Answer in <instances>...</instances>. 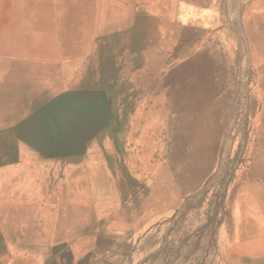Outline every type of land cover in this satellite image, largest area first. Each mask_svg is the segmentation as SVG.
Instances as JSON below:
<instances>
[{
    "label": "rangeland",
    "instance_id": "1",
    "mask_svg": "<svg viewBox=\"0 0 264 264\" xmlns=\"http://www.w3.org/2000/svg\"><path fill=\"white\" fill-rule=\"evenodd\" d=\"M195 1L0 0V53L22 9L71 24L0 75V264H264V44Z\"/></svg>",
    "mask_w": 264,
    "mask_h": 264
},
{
    "label": "bare ground",
    "instance_id": "2",
    "mask_svg": "<svg viewBox=\"0 0 264 264\" xmlns=\"http://www.w3.org/2000/svg\"><path fill=\"white\" fill-rule=\"evenodd\" d=\"M197 5L202 6L203 5L202 1L198 2ZM51 6L53 8L45 7L46 8L45 11L43 12L37 11V13H33L29 11L30 8H28V10L26 9V13H25L24 10L22 9L18 14V16H20L19 19L20 20L31 19V21H29L31 24H28L25 21H19L16 24H9L10 27L8 28L12 32H14V36L12 42L8 45V47L1 50L0 53L1 54L0 64L5 63L7 65L5 73L2 71V74H0L2 77L8 74L10 75V77H12L10 79H14L20 76L26 70V63L30 61L33 64H36L41 71L51 70L52 68H55L53 66V62H52L53 60H51L52 58H48L45 53L46 51H53L52 50L53 48L57 50L63 46L64 40H67L68 37L70 36L69 35L70 32H67L66 29L67 27H71V24L61 23V22H65V20L66 21L68 20L67 16L61 17V15L54 16L53 22L54 21L57 22V23L55 22V24H39L44 19H48L50 17V15H47L49 11H53L55 13L59 11L58 10L59 6L55 2H53ZM67 9L68 12L72 15L73 13L77 15L80 10L79 7L77 8L69 7ZM252 15L256 16L257 22H255V24H253L252 27H249L250 28L249 35L251 37L250 42L253 46L255 45L259 46L264 44V32L259 29V25L261 24L260 18L256 14H252ZM78 18L79 17L77 16L76 19ZM19 57L24 59L25 62L23 61L22 63H19V60H21L19 59ZM1 66L2 65H0V67ZM62 111L64 112L63 108ZM27 131H31V129L27 128L26 132ZM45 132L47 131L46 130L43 131V129H41L39 130V134H38L37 130L35 131L32 130L30 133L28 132L25 133V135L23 134L22 136H20L21 139L23 138V136H27L25 138H27L28 142H31V140H33V142L36 143L35 145L31 146L33 148H29L28 145L24 142L25 149L27 148L26 149L27 151L29 152L33 151L39 154L41 150L38 148L40 146L38 145L37 142H39V139L41 140L43 139L42 136L43 137L46 136ZM74 185L75 184L73 182V186ZM33 213L34 216L32 215ZM29 216L31 217V219L28 218L27 222L25 223L24 227L26 229L36 228L37 226H39L41 220L43 219L41 210L37 207L31 209Z\"/></svg>",
    "mask_w": 264,
    "mask_h": 264
},
{
    "label": "crops",
    "instance_id": "3",
    "mask_svg": "<svg viewBox=\"0 0 264 264\" xmlns=\"http://www.w3.org/2000/svg\"><path fill=\"white\" fill-rule=\"evenodd\" d=\"M241 6L243 7L244 12H249L250 14H256L260 18L261 24L259 25V29L264 32V0H247L245 2H242ZM246 7H249V8L246 9ZM255 60H257V58H255ZM261 60L262 59L260 58V61ZM261 86H262L261 92H263L264 91V84L262 83ZM257 248H259V246H257ZM244 250H246V249L244 248ZM246 252L252 254V252H249L247 250H246ZM262 253H264V252H262ZM263 260H264V257H263Z\"/></svg>",
    "mask_w": 264,
    "mask_h": 264
}]
</instances>
